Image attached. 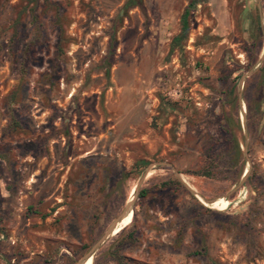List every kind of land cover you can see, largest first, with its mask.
Returning a JSON list of instances; mask_svg holds the SVG:
<instances>
[{
    "label": "rangeland",
    "instance_id": "1",
    "mask_svg": "<svg viewBox=\"0 0 264 264\" xmlns=\"http://www.w3.org/2000/svg\"><path fill=\"white\" fill-rule=\"evenodd\" d=\"M126 1L0 0V264H264V0Z\"/></svg>",
    "mask_w": 264,
    "mask_h": 264
},
{
    "label": "trees",
    "instance_id": "2",
    "mask_svg": "<svg viewBox=\"0 0 264 264\" xmlns=\"http://www.w3.org/2000/svg\"><path fill=\"white\" fill-rule=\"evenodd\" d=\"M199 1L196 0H188L185 9L183 10L180 18H179V32L178 34L172 38L170 43V51H180L181 49V42L186 39L187 32H188V15L190 10L195 8ZM136 3L134 0H127L124 7L135 6ZM261 70V69H260ZM263 85V78H260L259 84L257 85V92L262 88ZM259 102V101H258Z\"/></svg>",
    "mask_w": 264,
    "mask_h": 264
},
{
    "label": "water",
    "instance_id": "3",
    "mask_svg": "<svg viewBox=\"0 0 264 264\" xmlns=\"http://www.w3.org/2000/svg\"><path fill=\"white\" fill-rule=\"evenodd\" d=\"M138 184V183H137ZM135 190H136V188L134 189V192H135ZM134 192H133V195L132 196H134ZM134 198V197H133ZM131 205H132V199L127 203V205L125 206V209H124V213H128L127 211H129V208L131 207ZM112 232V231H111ZM110 232V233H111ZM98 246V243H96L92 248H91V250H90V252L89 253H91L96 247ZM89 253L87 254V256L86 257H89L90 255H89ZM86 259V258H85ZM81 263V262H80Z\"/></svg>",
    "mask_w": 264,
    "mask_h": 264
},
{
    "label": "bare ground",
    "instance_id": "4",
    "mask_svg": "<svg viewBox=\"0 0 264 264\" xmlns=\"http://www.w3.org/2000/svg\"><path fill=\"white\" fill-rule=\"evenodd\" d=\"M122 220H123V218H122V219L119 221V223L117 224L116 229H117L118 227H120V224L122 223ZM116 229H115V230H116ZM115 230L112 231L111 234H113V233L115 232Z\"/></svg>",
    "mask_w": 264,
    "mask_h": 264
}]
</instances>
